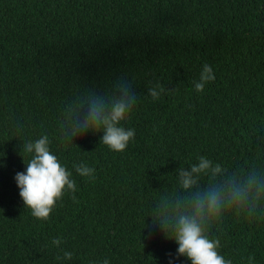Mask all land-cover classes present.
<instances>
[{"label":"trees","instance_id":"1","mask_svg":"<svg viewBox=\"0 0 264 264\" xmlns=\"http://www.w3.org/2000/svg\"><path fill=\"white\" fill-rule=\"evenodd\" d=\"M215 79L197 92L203 64ZM120 79L137 103L123 151L102 131L58 139L89 97ZM149 82L165 86L153 99ZM48 134L72 172L47 219L24 206L14 176L20 144ZM0 264H191L153 213L227 180L255 177L264 212V0H0ZM206 155L218 172L185 189L179 171ZM95 169L80 176L74 163ZM225 209L208 225L233 264H264V213ZM63 237L62 257L50 246Z\"/></svg>","mask_w":264,"mask_h":264},{"label":"clouds","instance_id":"2","mask_svg":"<svg viewBox=\"0 0 264 264\" xmlns=\"http://www.w3.org/2000/svg\"><path fill=\"white\" fill-rule=\"evenodd\" d=\"M214 79L212 66L204 63L199 78L193 81V87L197 92H202L205 84ZM164 90L165 86L159 82H149L147 94L156 99ZM137 99L130 81L117 80L111 90L89 97L75 112L70 113L68 126L60 132L58 139L70 142L74 136L102 131L100 142L111 150L123 151L135 136V130L125 127L123 122L128 119ZM50 144L48 134L29 138L20 144V154L26 168L16 172L14 176L24 206L30 208L31 214L40 219L49 217L53 206L65 192L71 194L77 189L71 170L61 163ZM2 155L4 154L0 153ZM73 167L82 177L94 176L95 169L83 161L74 163ZM218 171L219 165L213 166L206 155H200L198 162L191 164L190 169L179 171L180 183L187 189L195 184L198 175ZM261 187L254 176L243 182L229 179L193 192L186 201L159 206L154 211L152 220L159 224L166 237L177 243V254L187 257L191 264H233L231 258H225L218 252L220 242L209 237L208 225L218 219L227 208L243 209L242 214L250 217L264 213L252 200L254 191H260ZM62 243L63 237L57 236L51 239L50 246L62 251V257L58 256L57 259L70 261L73 252L61 249ZM248 259L252 264L253 258ZM90 264H110V259L105 257L90 261ZM169 264H173L171 257Z\"/></svg>","mask_w":264,"mask_h":264}]
</instances>
